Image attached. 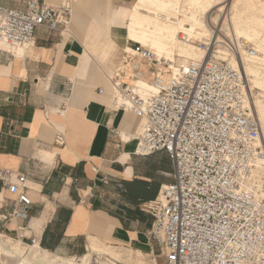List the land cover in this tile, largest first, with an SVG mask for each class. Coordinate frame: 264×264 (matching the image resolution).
I'll use <instances>...</instances> for the list:
<instances>
[{"label":"crops","instance_id":"0c3cea01","mask_svg":"<svg viewBox=\"0 0 264 264\" xmlns=\"http://www.w3.org/2000/svg\"><path fill=\"white\" fill-rule=\"evenodd\" d=\"M45 1L72 5L67 30L38 28L21 54L0 48V169L22 176L31 198L26 218L12 215L16 195L0 180V235L24 244L34 236L61 256L82 255L94 241L121 250L125 264H162L140 203L173 180V165L163 151L135 153L128 137L140 119L106 91L124 46H144L125 36L134 0ZM59 132L63 145L54 143Z\"/></svg>","mask_w":264,"mask_h":264},{"label":"built area","instance_id":"2783aa9c","mask_svg":"<svg viewBox=\"0 0 264 264\" xmlns=\"http://www.w3.org/2000/svg\"><path fill=\"white\" fill-rule=\"evenodd\" d=\"M71 12L69 4L45 0H26L23 9L0 5V37L25 47L40 27L66 31ZM225 45L230 56L254 52L230 38ZM145 76L151 90L142 95L133 83ZM108 80L112 105L140 119L128 137L136 140L135 153L163 151L173 165V180L140 203L153 218L149 233L162 264H264V169L257 164L264 133L247 102L253 96L246 76L213 54L173 71L137 44L130 53L123 50ZM54 143L64 144L62 133ZM10 176L0 169L2 184L16 195L12 215L26 218L31 198L24 178ZM35 242L32 236L27 244Z\"/></svg>","mask_w":264,"mask_h":264},{"label":"bare ground","instance_id":"6f19581e","mask_svg":"<svg viewBox=\"0 0 264 264\" xmlns=\"http://www.w3.org/2000/svg\"><path fill=\"white\" fill-rule=\"evenodd\" d=\"M225 8L228 10L223 18L221 12ZM126 16L125 36L149 48L156 59H164L173 71L191 60L206 58V47L221 42L214 32H219L218 28L224 22L228 25H225L228 34L233 35L236 42L240 43L241 39L254 42L251 54L242 50V57L240 54V57L227 59L248 79L253 98L249 97L247 102L253 113H260L264 133V68L258 65L264 57L263 0H134L126 10ZM25 47L0 37V48L4 50L21 54ZM124 50L130 53L133 47L125 45ZM133 84L135 91L142 95L151 90L146 76ZM257 164L260 165L258 168L264 169V157ZM24 245L27 246L25 251L22 250ZM109 251L108 246L92 241L78 258L63 257L42 248L37 242L27 245L16 240L10 245L7 239L0 238V254L15 257L17 264H110L111 259L106 256Z\"/></svg>","mask_w":264,"mask_h":264},{"label":"rangeland","instance_id":"374dc122","mask_svg":"<svg viewBox=\"0 0 264 264\" xmlns=\"http://www.w3.org/2000/svg\"><path fill=\"white\" fill-rule=\"evenodd\" d=\"M72 1V0H71ZM264 1V0H263ZM71 7V9H72V5L70 6ZM239 8H240V6H239ZM227 8H225L222 12H221V14L223 15V18L225 17V15L227 14ZM231 12V10H229V13ZM229 13H228V15H229ZM225 25H227L225 22L218 28L219 29V32H217V33H215L214 32V35L216 34V35H218V36H220V40H221V42L220 43H217V44H211V45H209L208 46V49H207V47H206V54L207 55H210V54H213V55H215V57H220V58H229L228 56H230V54L228 53V50L226 49V45H225V43H228V38H230V39H232L234 42H236L235 41V37L233 36V35H231V34H228V29L226 28V26ZM228 26V25H227ZM217 29V30H218ZM232 29V28H231ZM241 42H244V43H247V44H249V45H251L252 47H254V42H246V40H244V39H241ZM241 42L239 43V44H241ZM238 43V42H237ZM203 46V47H202ZM200 47H202V48H205L204 47V45H200ZM245 51H247L248 52V50H245ZM250 53V52H249ZM241 54V53H240ZM255 55H256V52H255ZM230 57H233L232 55L230 56ZM235 57V56H234ZM241 57H242V54H241ZM120 61V60H119ZM249 63H250V61H249ZM117 62L116 63H114V65L115 66H117ZM251 64V63H250ZM259 66H261V68H264V57H263V59H262V61H261V64H258ZM115 66H112L110 69H108V75L109 76H112V74H113V72H114V69H115ZM248 80V79H247ZM249 84V83H248ZM107 89V88H106ZM107 91V93H108V95H109V97L111 98L112 97V94H111V92H110V87H109V89H107L106 90ZM257 113H258V117H259V119H261V116H260V113L257 111ZM0 238H2V239H7L8 240V244H10V245H12V242L14 241V240H12V239H10V238H8V237H4V236H1L0 235ZM24 244V243H23ZM28 245V244H27ZM109 248V252H108V255H106V256H113V258H116V260H119V261H121L122 259L121 258H119L120 257V255L123 253L121 250H116L115 248H112V247H108ZM22 250L23 251H25V250H27V246H22ZM116 253V254H115ZM2 256V257H1ZM80 255H78V256H74L75 258H78ZM0 257H1V259H2V262H3V264H17V259L15 258V257H13V256H6V255H3V254H0ZM63 257H71V256H67V255H63ZM157 261H160V257L159 258H157ZM153 264H156V263H153Z\"/></svg>","mask_w":264,"mask_h":264}]
</instances>
